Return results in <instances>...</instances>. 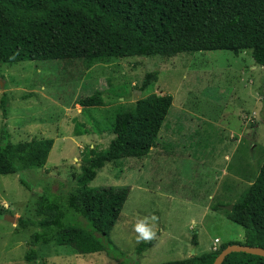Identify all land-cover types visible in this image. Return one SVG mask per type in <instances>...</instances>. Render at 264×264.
Returning a JSON list of instances; mask_svg holds the SVG:
<instances>
[{
    "label": "rangeland",
    "instance_id": "1",
    "mask_svg": "<svg viewBox=\"0 0 264 264\" xmlns=\"http://www.w3.org/2000/svg\"><path fill=\"white\" fill-rule=\"evenodd\" d=\"M65 69V70H64ZM158 78L139 87L147 72ZM100 91L103 107L83 112L79 96ZM150 94H169L172 107L147 157L110 162L89 184L129 187L120 218L111 232L129 264H160L213 251L229 241H243V229L230 222L217 203L233 204L256 178L264 160V70L250 51H203L193 55L111 60L89 69L76 62H21L0 66V98L9 100L8 130L15 146L31 140H54L46 164L30 167L19 184L17 174L0 175V264H25L34 227L4 219H38L35 208L42 186L57 194L71 190L90 152L107 148L108 132L118 110L133 109ZM87 134H73L74 121ZM1 125V111H0ZM256 136V138H254ZM225 207V206H223ZM152 221L155 245L140 256L134 225ZM197 235L198 246L191 244ZM194 251V254L192 253ZM36 264H117L104 254H78L53 243L37 248ZM193 254V255H192Z\"/></svg>",
    "mask_w": 264,
    "mask_h": 264
},
{
    "label": "trees",
    "instance_id": "2",
    "mask_svg": "<svg viewBox=\"0 0 264 264\" xmlns=\"http://www.w3.org/2000/svg\"><path fill=\"white\" fill-rule=\"evenodd\" d=\"M247 50L254 66L264 70V0H0V66L60 61L64 68L80 62L89 69L97 63L132 57L168 59L203 51L238 55ZM157 78V72H147L139 90L145 91ZM8 103L2 95L0 175L17 174L19 184L34 193L24 172L46 164L54 140L33 139L14 146L7 124ZM75 104L88 112L103 107L104 100L96 91L79 96ZM171 107V95L150 94L133 109L116 111L108 129L113 138L103 151L90 152L74 187L61 194L40 188L35 208L38 219L18 220L22 227L35 228L25 264H36L37 248L51 243L81 255L101 253L117 264L130 263L111 239L129 187L91 188L89 184L110 162L147 157L157 145ZM73 134H87L84 124L75 120ZM229 205L230 211L223 208ZM219 210L243 229V241H229L215 251L160 264H213L229 245L264 249V160L239 200L212 207L214 212ZM155 243L154 239L139 242L135 254L142 255ZM191 244L198 246L197 235L192 234ZM222 264H264V258L231 253Z\"/></svg>",
    "mask_w": 264,
    "mask_h": 264
},
{
    "label": "water",
    "instance_id": "3",
    "mask_svg": "<svg viewBox=\"0 0 264 264\" xmlns=\"http://www.w3.org/2000/svg\"><path fill=\"white\" fill-rule=\"evenodd\" d=\"M225 210L230 211L232 209V205L223 207ZM4 219L10 223H18V218H15L11 215H5ZM194 254V251H192ZM231 253H246L251 254L255 256H259L264 258V249L260 247H250V246H244V245H229L224 250H222L214 259L213 264H222L225 260V258L230 255ZM192 254V255H193ZM194 256V255H193Z\"/></svg>",
    "mask_w": 264,
    "mask_h": 264
},
{
    "label": "clouds",
    "instance_id": "4",
    "mask_svg": "<svg viewBox=\"0 0 264 264\" xmlns=\"http://www.w3.org/2000/svg\"><path fill=\"white\" fill-rule=\"evenodd\" d=\"M156 217L151 218L144 217L139 219L134 225V231L137 234V241H151L155 238L156 233L153 231L152 221H155Z\"/></svg>",
    "mask_w": 264,
    "mask_h": 264
},
{
    "label": "built area",
    "instance_id": "5",
    "mask_svg": "<svg viewBox=\"0 0 264 264\" xmlns=\"http://www.w3.org/2000/svg\"><path fill=\"white\" fill-rule=\"evenodd\" d=\"M219 243V240L218 239H215L214 240V244H213V247H212V250L213 251H215V250H217L218 248H217V244Z\"/></svg>",
    "mask_w": 264,
    "mask_h": 264
},
{
    "label": "crops",
    "instance_id": "6",
    "mask_svg": "<svg viewBox=\"0 0 264 264\" xmlns=\"http://www.w3.org/2000/svg\"><path fill=\"white\" fill-rule=\"evenodd\" d=\"M145 253V252H144Z\"/></svg>",
    "mask_w": 264,
    "mask_h": 264
}]
</instances>
